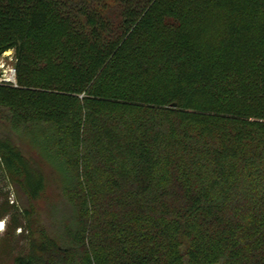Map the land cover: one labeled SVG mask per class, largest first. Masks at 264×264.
<instances>
[{"label":"trees","instance_id":"16d2710c","mask_svg":"<svg viewBox=\"0 0 264 264\" xmlns=\"http://www.w3.org/2000/svg\"><path fill=\"white\" fill-rule=\"evenodd\" d=\"M9 50L17 264H264V0H0Z\"/></svg>","mask_w":264,"mask_h":264},{"label":"rangeland","instance_id":"374dc122","mask_svg":"<svg viewBox=\"0 0 264 264\" xmlns=\"http://www.w3.org/2000/svg\"><path fill=\"white\" fill-rule=\"evenodd\" d=\"M222 28L223 21L221 16L212 18L205 23L203 27V42L206 47H211L217 42L222 34ZM13 53L10 56L13 57L15 55L14 50ZM6 60L11 64L9 56ZM7 131L8 128H5L0 122V133L4 134ZM18 139L23 141L22 147H30L28 142L23 140L22 137ZM0 192V211L1 213L4 212L3 218L0 220V264H17L16 258L26 252L28 247L26 238V235H28V232H26L27 218L24 215V211L30 208V201L22 190L6 177L2 171L0 174ZM43 202L44 200L40 204Z\"/></svg>","mask_w":264,"mask_h":264},{"label":"built area","instance_id":"2783aa9c","mask_svg":"<svg viewBox=\"0 0 264 264\" xmlns=\"http://www.w3.org/2000/svg\"><path fill=\"white\" fill-rule=\"evenodd\" d=\"M10 54H14L13 50H9L0 56V84L18 87L17 67L15 63L17 59L15 55L12 57ZM8 56L11 64L6 60Z\"/></svg>","mask_w":264,"mask_h":264},{"label":"bare ground","instance_id":"6f19581e","mask_svg":"<svg viewBox=\"0 0 264 264\" xmlns=\"http://www.w3.org/2000/svg\"><path fill=\"white\" fill-rule=\"evenodd\" d=\"M3 228V227H2Z\"/></svg>","mask_w":264,"mask_h":264}]
</instances>
